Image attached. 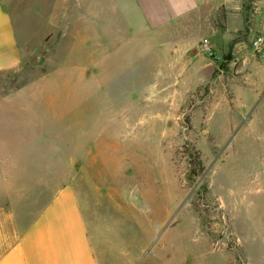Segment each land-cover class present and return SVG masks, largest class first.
<instances>
[{
  "label": "rangeland",
  "instance_id": "1",
  "mask_svg": "<svg viewBox=\"0 0 264 264\" xmlns=\"http://www.w3.org/2000/svg\"><path fill=\"white\" fill-rule=\"evenodd\" d=\"M3 3L25 57L19 69L0 73V142L13 152L12 158H0V245L13 240L57 187L75 177L105 264H150L160 240L175 248L194 247L193 239L198 252L213 248L226 264H264V191L241 189L239 205L233 202L235 220L229 185L219 171L234 136L264 98V59L252 48L264 33V0H201L195 12L160 28L145 22L135 0ZM235 10L245 19L239 31L227 26ZM100 41L110 47L109 63L86 65L79 57L76 64L63 63L71 43L87 47ZM51 86L50 96L12 98L22 89L43 94ZM65 87L75 90L64 97ZM13 107H74L73 120L86 125L9 123ZM100 125L107 130L101 139ZM59 129L75 136L79 159L45 158L57 148L45 140ZM263 130L243 132L242 144L231 153L244 178L261 168L254 137ZM34 132L42 141L30 155L38 158L19 159L17 152ZM88 140L95 159H84ZM191 167L196 176L189 177Z\"/></svg>",
  "mask_w": 264,
  "mask_h": 264
},
{
  "label": "crops",
  "instance_id": "2",
  "mask_svg": "<svg viewBox=\"0 0 264 264\" xmlns=\"http://www.w3.org/2000/svg\"><path fill=\"white\" fill-rule=\"evenodd\" d=\"M136 9L140 12L145 22L151 28H160L162 26L170 25L171 23L184 18L191 13L195 12L201 5V0H135ZM263 18V15H258V19ZM227 26L231 31H239L245 26V19L241 11H233L229 13L227 18ZM109 45L106 41L99 42V44L82 46L79 42H73L69 46L68 55L63 63L67 65L84 63L86 65L92 64H107L109 63ZM83 50V51H82ZM111 50V49H110ZM108 53V55H106ZM24 53L17 40L13 18L7 7L4 5L3 0H0V73L9 72L19 69L24 63ZM48 58H41V61H47ZM86 72V71H85ZM101 73V71H100ZM88 73H84L86 77ZM89 79L92 78L91 73L88 75ZM88 78V77H87ZM96 78V77H94ZM101 78V75L100 77ZM45 93L33 87L20 90L18 95L12 98H21L25 95H52L54 88H43ZM75 89L65 87L63 89V96L71 95ZM90 89L87 91L89 92ZM107 90L105 89V96ZM11 99V98H10ZM107 99V97H106ZM63 101H60L64 103ZM61 103V104H62ZM264 98L257 105L251 117L247 121L244 128L234 136L230 145L231 151L226 159V162L219 167L222 177L227 181V187L230 193L228 200V208L236 220L235 209L239 205V192L241 189L252 192L264 191V130L261 134L254 137L258 141V157L261 160L260 170H251L243 176L242 171L234 167V147H240L243 142V132L248 133L255 128L264 126ZM102 108V107H101ZM105 108V114L108 107ZM8 109V108H7ZM15 109V110H13ZM42 109H45L43 111ZM9 110L11 114L10 122L18 119L22 125H29L35 127L38 123L49 125L46 120H52L55 127H84V124H79L72 116L75 113L74 107H13ZM78 110V109H76ZM261 110L263 114L261 116ZM40 111V112H39ZM260 111V112H259ZM39 112V113H38ZM74 119V120H73ZM82 122V121H80ZM5 122L4 128L8 126ZM84 123V122H82ZM41 124L38 125V127ZM84 125V126H83ZM113 125V124H112ZM101 126V125H100ZM103 127V126H101ZM104 128V127H103ZM61 131V132H59ZM35 133V132H34ZM60 133V134H59ZM106 128L100 132L98 137L101 139L103 134H106ZM63 134V135H62ZM91 136V132H88ZM241 135V136H240ZM97 136V135H95ZM27 139V147L20 149L17 153L19 159L25 158H38L30 154H35L38 149V144L42 139L36 135ZM106 138V137H105ZM50 139V140H48ZM45 140V144L57 145V148H51L49 155L46 159L53 160H77L79 157L76 155V138L75 136L65 135L62 130L57 131V135ZM246 141V139H245ZM24 142V143H25ZM23 143V144H24ZM81 143V142H80ZM90 145L85 147L84 159L97 158L92 152L91 144L93 141L88 140ZM0 153L2 159L12 158L8 154L13 153L9 143L5 141L0 142ZM62 144L69 145L68 149H63ZM71 145V147H70ZM16 152V151H14ZM73 154H70V153ZM28 153L29 156L24 154ZM232 156V157H231ZM248 171V170H247ZM218 174V173H217ZM76 175V172L75 174ZM75 177L73 180L58 186L55 194L41 206V209L29 221V224L18 233H15L13 240L9 239L8 244L0 247V264H105L100 258V253L96 250L89 224L85 218L84 211L81 207L79 195L75 188ZM109 186H101V188L111 191ZM102 190V189H101ZM236 203V205L233 204ZM185 246L175 245V248L169 247V241H159L156 248L152 253L150 264H226V260L219 257L217 251L213 248L207 247L201 252L195 247L198 246L196 239ZM2 244V243H1ZM200 244V243H199ZM208 244L204 243V246ZM218 256V260L214 258Z\"/></svg>",
  "mask_w": 264,
  "mask_h": 264
},
{
  "label": "built area",
  "instance_id": "3",
  "mask_svg": "<svg viewBox=\"0 0 264 264\" xmlns=\"http://www.w3.org/2000/svg\"><path fill=\"white\" fill-rule=\"evenodd\" d=\"M252 48L259 58L264 59V33L257 35L252 41ZM204 51L211 53V47L208 44L203 45Z\"/></svg>",
  "mask_w": 264,
  "mask_h": 264
},
{
  "label": "trees",
  "instance_id": "4",
  "mask_svg": "<svg viewBox=\"0 0 264 264\" xmlns=\"http://www.w3.org/2000/svg\"><path fill=\"white\" fill-rule=\"evenodd\" d=\"M192 168V167H191ZM203 170V169H202ZM197 175V172L195 171V169L194 168H192L191 169V172H190V174H189V177L191 176H196Z\"/></svg>",
  "mask_w": 264,
  "mask_h": 264
}]
</instances>
